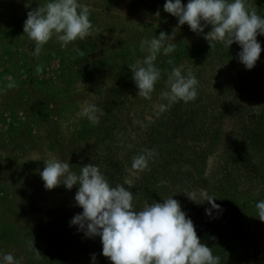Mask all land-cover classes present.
Listing matches in <instances>:
<instances>
[{"label": "trees", "instance_id": "obj_1", "mask_svg": "<svg viewBox=\"0 0 264 264\" xmlns=\"http://www.w3.org/2000/svg\"><path fill=\"white\" fill-rule=\"evenodd\" d=\"M252 3L264 16V0ZM262 38L264 34L257 36L258 41ZM240 50L235 42L229 49L221 42H215L210 49L207 42L200 50L190 52L194 61L182 74L187 75L190 70L196 76L197 98L187 103L178 101L160 114L157 105L167 104L161 93L169 87L168 83L161 89L159 86L177 61L174 56L171 63L157 57L155 65L163 78L151 94L156 107L148 111L149 118L140 109L135 112L137 122L128 116L134 125L132 134L124 123H116L112 109H105L99 114L98 125L89 123L77 133L88 147V156L77 158L70 167L79 174L84 164L92 163L99 166L112 186L133 185L130 190L137 210L173 196L194 222L201 242L220 257V264H232L230 256L243 240V227L250 216L258 215L256 203L264 200V51L255 66L247 69L234 55ZM71 67L65 65L61 70L70 72ZM145 149L155 150L149 169L133 170L132 158ZM78 188L74 185L69 190L61 184L59 209L53 216L45 217L40 227L32 226L36 237L28 244L30 264H112L102 254L99 236L87 237L78 225L70 223L83 211L75 201ZM201 189L216 198L219 210L207 201H191L184 194ZM11 198L1 191L0 200L7 205L5 211L13 214ZM31 209L27 205L21 207L17 215L29 216L34 210ZM206 209L211 210V215ZM18 235L14 224H0V242L16 243ZM35 248L41 253L40 259L35 258Z\"/></svg>", "mask_w": 264, "mask_h": 264}, {"label": "rangeland", "instance_id": "obj_2", "mask_svg": "<svg viewBox=\"0 0 264 264\" xmlns=\"http://www.w3.org/2000/svg\"><path fill=\"white\" fill-rule=\"evenodd\" d=\"M46 2L0 0V194L4 191L12 197L10 207L14 209L13 214L6 212L7 205L0 200V224H14L19 231L16 243L0 242V264L6 253H12L19 264H30L28 244L36 237L32 226H41L45 217L59 209L60 185L48 190L40 176L44 161L56 158L71 167L77 158L88 156L85 141L77 135L90 123L80 115L82 109L91 104L102 111L110 108L116 123H124L133 134L128 116L137 122V110L149 118L148 111L156 107L154 96L137 95L139 89L128 67L132 60L147 54L140 48L141 41L161 31L176 33L174 41H169L175 43V50L157 57L169 61L174 56L176 67L183 70L194 61L190 52L208 42L204 35L211 28L198 34L187 23L178 25V18L164 11L166 0H78L90 8V20L99 32L64 48L54 37L39 57H33L34 42L24 34L23 25L27 12ZM187 2L182 0L185 5ZM248 2L253 5L252 0ZM259 41L264 51V38ZM77 48L85 56H78ZM37 65H43L42 72L36 73ZM65 65L72 66V71L63 72ZM218 74L217 69V78ZM10 80L16 87H7ZM167 83L164 78L159 88ZM26 205L33 213L17 215ZM243 230V240L230 256L232 264H264V222L250 216Z\"/></svg>", "mask_w": 264, "mask_h": 264}, {"label": "clouds", "instance_id": "obj_3", "mask_svg": "<svg viewBox=\"0 0 264 264\" xmlns=\"http://www.w3.org/2000/svg\"><path fill=\"white\" fill-rule=\"evenodd\" d=\"M163 8L178 18V25L187 23L198 34L211 26L204 35L210 49L215 42L223 43L228 49L234 42L238 43L241 48L239 62L247 69L255 66L262 51L257 36L264 34V16L259 15L248 0H188L186 5L182 0H166ZM90 15V8L78 0H47L43 5L38 4L27 12L23 25L24 34L34 42V50L30 54L39 57L44 45L54 37L64 48L77 39L83 40L98 33ZM155 15H160L159 10ZM175 34L161 31L158 36L141 41L140 48L147 54L128 64L139 89L138 96L151 99L155 85L161 79V69L156 67L155 61L161 52L168 55L175 50V43L169 42L174 41ZM75 51L78 56H85L84 51L78 48ZM35 71L42 72L43 65H37ZM198 84L190 70L184 75L182 66L174 67L168 74L169 90L161 93V99L166 100L167 104L157 105L158 114L167 111L178 101L187 103L195 100ZM7 87H16L15 81L10 80ZM98 113L102 115L103 111L91 104L85 106L80 115L92 125H98ZM154 155L155 150L145 149L132 158V169L139 172L148 170L149 161ZM44 165L40 176L46 189L64 184L70 190L74 185H79L75 201L83 211L76 214L70 223L78 225L87 237L99 236L102 254L112 264H220V257L201 242L194 222L173 196L162 202L145 204L141 210H137L130 190L133 185L112 186L95 164H84L79 174L71 170L69 162L60 159L45 160ZM184 194L191 201H207L213 209H220V205L215 203L216 198L203 189ZM256 209L258 218L264 222V200L256 203ZM206 213L211 215V210L206 209ZM35 258H41L37 249ZM92 258L95 261V254ZM2 264H19V261L12 253H6L2 254Z\"/></svg>", "mask_w": 264, "mask_h": 264}]
</instances>
